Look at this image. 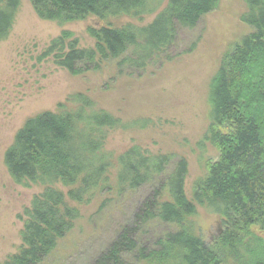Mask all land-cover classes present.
<instances>
[{
    "label": "trees",
    "instance_id": "obj_1",
    "mask_svg": "<svg viewBox=\"0 0 264 264\" xmlns=\"http://www.w3.org/2000/svg\"><path fill=\"white\" fill-rule=\"evenodd\" d=\"M29 1L39 20L59 27L99 20V27L87 28L92 47L80 48L72 33L62 31L38 58L51 57L72 77L101 74L106 68L117 77L128 67L144 71L168 57L177 28L194 30L220 3L166 0L146 26L118 27L109 19H141L164 0ZM246 5L248 13L240 21L252 30L221 57L210 88L212 117L203 142L218 156L204 162V176L190 196L184 158L152 155L138 145L116 157L107 153L109 134L135 126L138 119L125 123L90 95L71 94L55 112L28 118L5 153L4 165L14 182L42 192L23 210L20 247L3 264H43L81 218L76 206L90 204L102 192L120 198L141 188L149 191L132 221L94 264H264V250L258 254L251 247H264L256 234L264 235V0H247ZM19 6L20 0H0V43L9 37ZM109 201L104 199L99 209ZM197 208L219 219L221 232L213 241L193 233L189 220ZM157 223L169 230L151 248L140 246L135 237Z\"/></svg>",
    "mask_w": 264,
    "mask_h": 264
},
{
    "label": "rangeland",
    "instance_id": "obj_2",
    "mask_svg": "<svg viewBox=\"0 0 264 264\" xmlns=\"http://www.w3.org/2000/svg\"><path fill=\"white\" fill-rule=\"evenodd\" d=\"M165 2L154 14L141 19L121 17L109 22L118 27L146 26ZM246 2L220 0L217 10L205 16L194 30L177 28L168 57L144 71L128 67L117 77L113 68H106L101 74L72 77L56 67L51 57L38 58L62 31L72 33L80 48L92 47L87 28L99 27V20L91 17L59 27L39 20L30 1L20 0L11 33L0 43V264L17 253L23 210L42 192L40 187L25 188L14 182L4 165L5 153L28 118L43 111L55 112L57 105L71 94L90 95L125 123L138 119L135 126L109 134L105 144L107 153L116 157L138 145L152 155L173 154L184 158L185 192L190 196L194 183L204 176V162L214 161L218 156L213 147L203 142L212 117L210 88L221 57L252 30L240 21L248 13ZM192 44L196 45L189 50ZM108 80L111 83L106 86ZM148 191L141 188L120 198L102 192L90 204L76 206L81 218L43 264H94L119 229L132 221L134 210L140 207ZM106 198L110 201L99 209ZM189 222L193 233L205 242L212 241L217 234L219 219L207 210L197 208ZM168 230L157 223L135 238L140 246L149 249ZM256 234L264 239L263 234ZM251 247L258 254L264 250L262 246Z\"/></svg>",
    "mask_w": 264,
    "mask_h": 264
},
{
    "label": "flooded vegetation",
    "instance_id": "obj_3",
    "mask_svg": "<svg viewBox=\"0 0 264 264\" xmlns=\"http://www.w3.org/2000/svg\"><path fill=\"white\" fill-rule=\"evenodd\" d=\"M219 228V229H218ZM217 228V234L211 239L212 241L216 238V236L221 232V226H220V222Z\"/></svg>",
    "mask_w": 264,
    "mask_h": 264
}]
</instances>
